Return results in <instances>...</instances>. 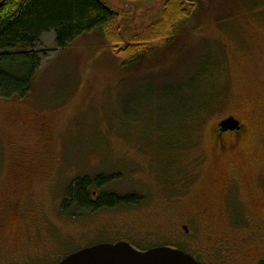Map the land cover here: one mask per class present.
Returning <instances> with one entry per match:
<instances>
[{"label":"rangeland","instance_id":"obj_1","mask_svg":"<svg viewBox=\"0 0 264 264\" xmlns=\"http://www.w3.org/2000/svg\"><path fill=\"white\" fill-rule=\"evenodd\" d=\"M99 1L117 15L111 24L64 50L44 35L31 92L0 98V264H54L116 242L197 256L218 228L206 142L221 117L252 121L249 153L264 168V0ZM39 145L45 165L17 169L14 149ZM86 177H112L99 193L140 202L63 214L67 188ZM15 203L20 215L1 213Z\"/></svg>","mask_w":264,"mask_h":264},{"label":"trees","instance_id":"obj_2","mask_svg":"<svg viewBox=\"0 0 264 264\" xmlns=\"http://www.w3.org/2000/svg\"><path fill=\"white\" fill-rule=\"evenodd\" d=\"M116 17L99 0H3L0 3V98L24 99L31 92L33 78L49 54L38 49L44 35L53 34L55 49L64 50L81 36L111 24ZM208 100L202 105H190L183 119L203 110ZM111 178L86 177L73 181L65 192L62 213H96L140 202L135 196L99 193L111 183Z\"/></svg>","mask_w":264,"mask_h":264},{"label":"flooded vegetation","instance_id":"obj_3","mask_svg":"<svg viewBox=\"0 0 264 264\" xmlns=\"http://www.w3.org/2000/svg\"><path fill=\"white\" fill-rule=\"evenodd\" d=\"M231 118L237 123L236 128L223 130L220 123ZM251 139L252 121L249 119L239 120L234 115H228L214 122L206 145L216 162L213 190L219 200V203L217 199L214 202L219 215V220L216 221L218 228L214 233L203 237L202 243L205 242V245L198 249L197 256L182 244L167 245L168 247L190 255L200 264H229L232 260L231 264H237L238 261L250 258L253 252L258 253L260 249H264V168L257 164L258 153L255 150L252 154L249 153ZM14 150L17 169L24 168L32 160L39 165L42 163L41 167L45 165L47 151L42 145L33 149L26 146ZM16 172L21 173L18 170ZM9 208L14 215H20L21 206L18 203L3 205L1 213L8 212ZM202 213L206 217L207 208ZM212 222L215 223L213 220ZM181 229L188 233L187 227L181 226ZM172 240L174 241L173 238ZM261 257L262 254L252 257L256 258L254 264H264V258Z\"/></svg>","mask_w":264,"mask_h":264},{"label":"water","instance_id":"obj_4","mask_svg":"<svg viewBox=\"0 0 264 264\" xmlns=\"http://www.w3.org/2000/svg\"><path fill=\"white\" fill-rule=\"evenodd\" d=\"M237 123L231 118L220 123L223 130H234ZM58 264H200L182 251L155 247L138 251L127 242L101 243L80 249Z\"/></svg>","mask_w":264,"mask_h":264}]
</instances>
